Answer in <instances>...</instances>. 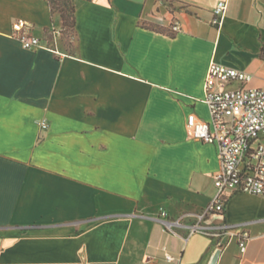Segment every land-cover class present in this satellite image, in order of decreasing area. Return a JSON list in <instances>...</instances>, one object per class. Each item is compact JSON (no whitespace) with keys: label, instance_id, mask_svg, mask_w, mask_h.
Returning a JSON list of instances; mask_svg holds the SVG:
<instances>
[{"label":"crops","instance_id":"obj_1","mask_svg":"<svg viewBox=\"0 0 264 264\" xmlns=\"http://www.w3.org/2000/svg\"><path fill=\"white\" fill-rule=\"evenodd\" d=\"M219 1L76 0L73 50L59 43L60 57L13 30L25 19L45 41L62 36L49 0H0V264H212L218 251L215 264H264V193L234 192L206 218L247 231L245 250L160 220L216 194L218 146L186 127L190 113L210 119V62L264 87V0H227L218 29Z\"/></svg>","mask_w":264,"mask_h":264},{"label":"built area","instance_id":"obj_2","mask_svg":"<svg viewBox=\"0 0 264 264\" xmlns=\"http://www.w3.org/2000/svg\"><path fill=\"white\" fill-rule=\"evenodd\" d=\"M228 5L227 0H221L213 10L212 23L218 29L222 27ZM30 27L32 24L25 19H17L13 23L14 35L24 48L44 49L60 57L67 56L59 47L60 30L54 28L48 42L29 33L26 29ZM171 28L173 32H178L181 25L174 23ZM252 78L253 75L245 70L216 60L210 62L204 95L200 98L208 107L210 119L190 113L186 127L192 138L218 146L221 169L215 175L216 194L198 213L169 218L166 212H161L160 220L166 231L178 236L181 230H186L188 236L195 232L215 237L227 235L237 238L245 250L250 239L247 231L237 232L235 225L227 222L209 224L206 218L211 213L223 212L228 196L234 192L264 193V87H246ZM233 81L242 85L222 88ZM166 259L169 262L176 260L170 253H166Z\"/></svg>","mask_w":264,"mask_h":264},{"label":"trees","instance_id":"obj_3","mask_svg":"<svg viewBox=\"0 0 264 264\" xmlns=\"http://www.w3.org/2000/svg\"><path fill=\"white\" fill-rule=\"evenodd\" d=\"M76 0H49L52 14H60L64 32L74 36L76 27Z\"/></svg>","mask_w":264,"mask_h":264},{"label":"rangeland","instance_id":"obj_4","mask_svg":"<svg viewBox=\"0 0 264 264\" xmlns=\"http://www.w3.org/2000/svg\"><path fill=\"white\" fill-rule=\"evenodd\" d=\"M73 41H74V36H71V33L67 31L64 32L62 27V36L61 39H59V43L63 44V46L66 47L68 50H73V46H74Z\"/></svg>","mask_w":264,"mask_h":264},{"label":"water","instance_id":"obj_5","mask_svg":"<svg viewBox=\"0 0 264 264\" xmlns=\"http://www.w3.org/2000/svg\"><path fill=\"white\" fill-rule=\"evenodd\" d=\"M219 254H220V251H218V252L215 254V256H214V258H213V261H212V264H215V263H216Z\"/></svg>","mask_w":264,"mask_h":264}]
</instances>
